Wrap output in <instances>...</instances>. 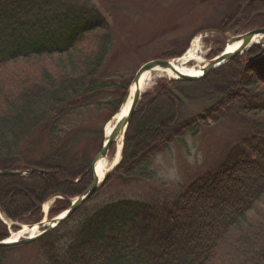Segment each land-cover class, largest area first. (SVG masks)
<instances>
[{"label":"trees","instance_id":"1","mask_svg":"<svg viewBox=\"0 0 264 264\" xmlns=\"http://www.w3.org/2000/svg\"><path fill=\"white\" fill-rule=\"evenodd\" d=\"M233 3L228 17L201 31L264 28V0ZM113 45L111 25L89 4L0 0V171H39L0 176V211L9 222L38 224L43 205L62 197L48 214L54 219L92 184L104 128L132 80L111 69ZM12 65L35 67L37 79L26 68L11 73ZM231 114L249 126L234 160L180 187L169 202L100 200L116 182L154 180L148 163L155 156ZM9 237L0 220V242ZM33 246L40 264H264V49L255 46L198 81H158L143 94L104 186L52 234L0 248V264Z\"/></svg>","mask_w":264,"mask_h":264},{"label":"rangeland","instance_id":"2","mask_svg":"<svg viewBox=\"0 0 264 264\" xmlns=\"http://www.w3.org/2000/svg\"><path fill=\"white\" fill-rule=\"evenodd\" d=\"M68 1L74 4H89L108 21L114 33L112 55L115 54V60L111 69L132 79L131 83L143 65L163 60L170 53L189 49L198 36L201 51L206 58L211 51L223 49L232 37L247 33L201 31L207 26L219 23L233 12L235 4L231 0ZM9 68L11 73L15 69L21 68L20 71L26 68L23 71L31 72L36 79L38 77L36 68L32 66L12 65ZM166 79L155 73L152 86L143 94L152 90L158 81ZM248 130V124L241 117L233 114L225 116L219 125L201 130L197 137L188 135L182 142H175L168 150L155 156L148 163V170L156 175L154 180L132 186H122L116 182L105 189L100 195V200L105 202L133 198L153 204L169 202L180 191V187L188 185L218 165L234 160L239 142ZM114 151L113 148L110 155H113ZM55 201L49 202L50 210ZM43 211L44 218L46 214ZM7 226L12 230L11 233H14L10 222H7ZM71 226H74V222L65 228L68 230ZM7 264H40L38 247L17 250L9 255Z\"/></svg>","mask_w":264,"mask_h":264},{"label":"water","instance_id":"3","mask_svg":"<svg viewBox=\"0 0 264 264\" xmlns=\"http://www.w3.org/2000/svg\"><path fill=\"white\" fill-rule=\"evenodd\" d=\"M256 37L264 38V28L263 29H256V30L250 31L244 35L235 36V37L231 38L227 43V47L229 45L236 43V42H241L240 47L233 52L226 53V51H225L222 54H220L219 56H217L216 58H214L212 60H207V64L202 67V71H201L200 76H198V77L186 76V75H182V74L177 72L178 78L176 80L191 82V81H198V80L206 78L212 71L222 67L223 65L234 60L235 58L239 57L243 53L249 51L253 45H259L260 43L252 44V41ZM179 60H174V61H179ZM174 61H159V60H157V61H151V62L146 63L136 73V75L132 81L131 87L133 85H135L137 88L139 86V82H140L141 77L143 76L144 73H146L148 71L154 70L156 68L163 69V70L169 69V68H174L173 67ZM129 96H130V91H129L128 97ZM141 98H142V92L140 90H136L134 92L132 105H131V108H130V111H129L127 117L125 119H123L122 121H120L116 125V127L114 128L112 133L105 139V142H104V145H103L101 152L94 158L92 166H91V172L93 174L94 180H93L92 184L90 185V187L82 195H80L78 198H76L75 200H73L71 202L70 208L63 215H61L60 217L53 219V220H47L46 219V221H42L41 223L36 225L41 230V232L39 234H37L34 237H28L24 240L17 241V242H9L8 240L2 241V242H0V248H8V247H14V246H19V245H24V244H31V243H33V242H35V241H37L43 237L50 235L57 228H59L61 225H63L65 222H67L78 210H80L83 207V205L92 196H94L97 193V191L110 178L111 173L113 172L115 167L120 163V161L114 168H112L110 171H108L104 175V177L101 181L95 175V170H96L97 166L99 165L100 161L108 156L112 145L114 143H116L117 140H120L121 137L123 138V141H124V137H125L127 128H128V126L132 120V117H133V115H134V113H135V111L139 105ZM33 172H37V171H33ZM0 176L20 177V176H23V174L21 172L0 171ZM0 214H2L1 211H0ZM15 226L18 228H22V226H20V225H15ZM33 227L34 226L30 225L27 228L32 229Z\"/></svg>","mask_w":264,"mask_h":264},{"label":"bare ground","instance_id":"4","mask_svg":"<svg viewBox=\"0 0 264 264\" xmlns=\"http://www.w3.org/2000/svg\"><path fill=\"white\" fill-rule=\"evenodd\" d=\"M258 43L261 44L264 43V38H260V37L254 38L252 44H258ZM240 45L241 42H236L232 45H229L226 48V53L237 50L240 47ZM189 63L193 65L188 66ZM206 64L207 62L204 58V54L201 51L200 36H198L194 39L191 47L184 54V56L179 61L173 62L174 68H169L165 70L156 68L154 70L148 71L144 73L143 76L141 77L139 86L137 88L135 85L131 87L130 96L128 97L126 103L121 108L120 112L115 116L114 120L106 125L105 127L106 136L108 137L112 133L116 125L127 117L132 105L134 92L136 90H140L143 93L152 86L155 73H159L161 77L167 79H177L178 78L177 72L186 76L198 77L201 75L202 67L205 66ZM114 149H115L114 154L110 155L109 153L106 158L100 161L99 165L95 170V175L98 177L100 181L103 179L104 175L108 171H110L119 163L121 159V152L123 149L122 137L120 138V140L116 141L114 145ZM48 209H49V203L44 204L43 210L45 213L48 211ZM40 231H41L40 228L37 227L36 225L32 229H28L26 226H24L20 232L12 233L8 241L17 242L21 239H25L26 237H34L37 234H39Z\"/></svg>","mask_w":264,"mask_h":264}]
</instances>
